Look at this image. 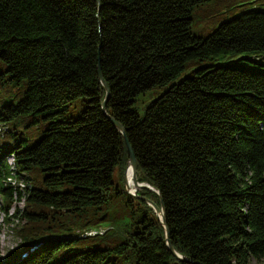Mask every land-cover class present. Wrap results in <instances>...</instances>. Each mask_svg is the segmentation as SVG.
<instances>
[{"label": "trees", "instance_id": "1", "mask_svg": "<svg viewBox=\"0 0 264 264\" xmlns=\"http://www.w3.org/2000/svg\"><path fill=\"white\" fill-rule=\"evenodd\" d=\"M208 1L201 16L219 24L197 35L196 8ZM157 88L141 114L137 97ZM77 100L83 110L69 118ZM19 120L42 133L37 141L11 127ZM126 140L138 181L158 192L126 191ZM12 154L32 184L16 194L26 206L14 217L33 249L9 264H264V0H0L6 205ZM138 195L162 198L183 259ZM114 205L130 219L107 237L109 227L99 232Z\"/></svg>", "mask_w": 264, "mask_h": 264}, {"label": "rangeland", "instance_id": "2", "mask_svg": "<svg viewBox=\"0 0 264 264\" xmlns=\"http://www.w3.org/2000/svg\"><path fill=\"white\" fill-rule=\"evenodd\" d=\"M213 5L212 1H208L206 4L196 8L195 17L196 22L193 25V31L197 35H207L209 32L212 31V29L216 26H218V21H213L214 15L208 11L204 18L201 16V14L207 10L210 9V7ZM240 8H237L235 12H238ZM233 13V14H234ZM233 14H226L221 17L220 20L227 19L231 17ZM205 63V62H204ZM196 65V64H195ZM194 64L187 67V69L183 72L182 76L186 74H190L192 72V68L195 66ZM163 91L162 88H157L153 90H148L146 93L141 94L137 97L135 108L139 110L141 114L144 113L146 110V107ZM79 102L78 100L75 101L69 108L67 112V116L70 117H77V115L80 114V111L82 109V105L84 106V103ZM83 110V109H82ZM82 112V111H81ZM47 125L46 122H44L43 128ZM12 128L17 129L19 136L22 138L29 137L33 141H37L40 134L37 132L38 129L30 126L25 127L24 124L19 120L16 125L11 124ZM3 130H6L9 132L10 129L6 127V125L1 126ZM6 160L8 163L12 162V158L9 159V157H6ZM10 165V164H9ZM129 166V165H128ZM128 168L126 169L125 173V180L127 175ZM12 173V174H11ZM118 176V172H116ZM13 175V178H17V180L13 179L12 183L9 181V177ZM5 183L10 186H15L19 184V188L15 187L14 190H16L15 194L11 198V203L5 204V200L3 199V196L0 194V264H9L14 263L16 261H20L26 254L30 253L33 248L30 246L29 248H26V245H23V241L21 239V236L17 233L18 228L26 223L25 219L20 220V218L14 217L15 214L18 213V211H23L25 208V197H22L21 200H17L19 191L22 192V189L25 185V188L23 192H26V188L32 186L30 179L28 177L27 173H18L17 170L10 165V175H8L5 178ZM126 183V191L128 193H135V191H131L130 188H128V184ZM18 189V190H17ZM128 189V190H127ZM137 193V192H136ZM112 204V203H111ZM110 204V205H111ZM109 205V206H110ZM2 207H4L2 209ZM105 218L102 219L103 226L100 228L99 233H104L106 231V228L109 227L110 232L107 237H111L115 235V231L122 232L126 223L129 222L130 215L128 213L127 208L124 205H114L110 210L106 211ZM9 217L10 220L7 221L6 218ZM101 217V216H100ZM93 230H96L93 228ZM91 231L90 229L84 230H78L74 231L73 235L80 234L82 236L86 235H95V234H87V232ZM97 232V233H98ZM96 233V234H97ZM102 238V237H100ZM15 252V254H14ZM251 264H260L259 261L256 259H253L251 261Z\"/></svg>", "mask_w": 264, "mask_h": 264}, {"label": "water", "instance_id": "3", "mask_svg": "<svg viewBox=\"0 0 264 264\" xmlns=\"http://www.w3.org/2000/svg\"><path fill=\"white\" fill-rule=\"evenodd\" d=\"M99 76H100L101 81H102V83L105 86V89L107 91L106 98H105V100L102 103L103 109L106 112V104H107V100H108L109 95H110V90H109V86H108L106 80L104 79V76H103L102 69H101L100 65H99ZM108 116H109L110 120L112 121V123L118 129H120L121 132L124 133L123 126L117 120H115L113 117H111L110 115H108ZM126 142H127V146L129 148V151H130V161H129L128 169L129 168H132V171H133V179H134L135 185L137 186L136 192H138V190L141 189V188H148V189H151L153 191L158 192L152 185H150L148 183H145V182H139L138 181V178H137V169H138L137 158H136V156L134 154L133 148H132L131 144L129 143V141L126 140ZM126 182H127V175H126ZM138 197L141 198L142 200H146L147 201V203L154 209L155 213L158 215V217L162 221L163 225L166 227V215H165V211L166 210H165V205L163 203L162 198H161V204L159 205V204H157L156 202H154L153 200H151L149 198H146V197H143V196H140V195H138ZM160 213H162V214L160 215ZM166 231H167V237H168V241H167L168 247L170 248V250L177 257L183 259V256L181 254H179L177 251H175V249L173 248V245H172L171 241L169 240V232H168V228L167 227H166Z\"/></svg>", "mask_w": 264, "mask_h": 264}, {"label": "bare ground", "instance_id": "4", "mask_svg": "<svg viewBox=\"0 0 264 264\" xmlns=\"http://www.w3.org/2000/svg\"><path fill=\"white\" fill-rule=\"evenodd\" d=\"M8 157H9V159L12 158V162L9 163V164L11 165V170H12V167H14V168L17 170V168H16V164H15L14 155L12 154V155H9ZM11 174H12V173H11ZM13 179H15V180L18 181L17 178H13V175H11V176L9 177V181H10V183H12V180H13ZM18 182H20V181H18ZM127 184H128V187L130 188L131 191H135V193H132V195H133V196H136V194H137V193H136V188H137V186L135 185V182H134V179H133V171H132V168H129L128 171H127ZM13 187H18V188H19V184H18V185H15V186H13ZM24 188H25V185H24V187H23V189H22V192H23ZM130 194H131V193H130ZM161 214H162V213H160V215H161ZM97 232H98L97 230H91V231L87 232V234H96Z\"/></svg>", "mask_w": 264, "mask_h": 264}]
</instances>
